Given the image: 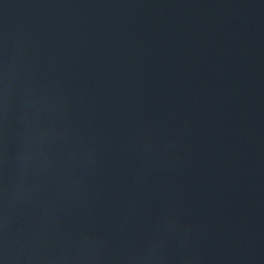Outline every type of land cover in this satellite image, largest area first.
I'll return each mask as SVG.
<instances>
[{"label":"water","instance_id":"obj_1","mask_svg":"<svg viewBox=\"0 0 264 264\" xmlns=\"http://www.w3.org/2000/svg\"><path fill=\"white\" fill-rule=\"evenodd\" d=\"M264 176V0H0V264H217Z\"/></svg>","mask_w":264,"mask_h":264}]
</instances>
